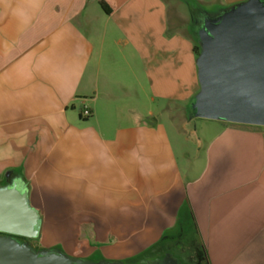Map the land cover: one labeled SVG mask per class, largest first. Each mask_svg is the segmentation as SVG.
<instances>
[{
    "label": "crops",
    "instance_id": "obj_1",
    "mask_svg": "<svg viewBox=\"0 0 264 264\" xmlns=\"http://www.w3.org/2000/svg\"><path fill=\"white\" fill-rule=\"evenodd\" d=\"M181 1L185 27L167 0H0V182L25 187L38 250L146 264L190 233L205 264H264V127L190 109L197 32L248 0Z\"/></svg>",
    "mask_w": 264,
    "mask_h": 264
},
{
    "label": "water",
    "instance_id": "obj_2",
    "mask_svg": "<svg viewBox=\"0 0 264 264\" xmlns=\"http://www.w3.org/2000/svg\"><path fill=\"white\" fill-rule=\"evenodd\" d=\"M199 93L193 117L264 127V2L248 0L197 32ZM5 173L0 185V264H122L68 257L59 250H35L40 216L18 178ZM146 264H178L170 256Z\"/></svg>",
    "mask_w": 264,
    "mask_h": 264
},
{
    "label": "rangeland",
    "instance_id": "obj_3",
    "mask_svg": "<svg viewBox=\"0 0 264 264\" xmlns=\"http://www.w3.org/2000/svg\"><path fill=\"white\" fill-rule=\"evenodd\" d=\"M167 1L169 2V18H170L171 23L176 22L175 16H174L175 15L174 12H175L177 13L176 14L177 18L180 19V21H178L177 24L180 23V24H183L184 27L187 26L189 22L188 16L191 15L190 9L187 6V4L185 2H182L181 0H167ZM202 8L203 9L206 8V5H203ZM208 8L209 9L207 10H211V11L214 10L212 7H208ZM203 123H206V122H204L203 120H195L194 122L193 130H194L196 138H200V135H201L200 130H201ZM175 150H176V147H175ZM178 159H179L181 170L185 172L186 163H185L184 158L178 156ZM186 231H189V229H187ZM193 239L195 240L194 243L188 244L184 242V244L180 246V249L178 250L175 249L173 251V254L181 259V262H182L181 264H192L194 261V250L193 249H195L196 247L195 245L197 243H196V238L194 237ZM28 243L32 248L34 249L36 248L35 250H38L40 248L39 244L37 243V241H35V239L28 241ZM136 262L135 261L134 263L129 262L127 264H132V263L135 264Z\"/></svg>",
    "mask_w": 264,
    "mask_h": 264
},
{
    "label": "flooded vegetation",
    "instance_id": "obj_4",
    "mask_svg": "<svg viewBox=\"0 0 264 264\" xmlns=\"http://www.w3.org/2000/svg\"><path fill=\"white\" fill-rule=\"evenodd\" d=\"M264 1V0H263ZM200 18L197 17L196 20H195V25L199 28L200 27ZM10 179H8L9 181ZM5 180L3 179L0 183L1 184H4ZM1 235V234H0ZM17 241L18 242H28L30 240H25L23 238H20V237H16ZM194 239H193V236L190 235V233H183V234H180V235H176L174 238L172 239H168L166 240L165 242H163L160 246H158V251L155 256L153 257L155 260H162L165 255H171L170 257L172 259H174L177 263L181 264V259L178 258L176 255L173 254V251L175 249H180V246L185 243H188V244H192L194 243ZM195 249L194 250V261L192 264H205L204 262V259H203V256L200 252V249L198 247V245L196 244L195 245ZM186 253V252H185Z\"/></svg>",
    "mask_w": 264,
    "mask_h": 264
},
{
    "label": "trees",
    "instance_id": "obj_5",
    "mask_svg": "<svg viewBox=\"0 0 264 264\" xmlns=\"http://www.w3.org/2000/svg\"><path fill=\"white\" fill-rule=\"evenodd\" d=\"M101 7L105 13H109L108 9H106V7L103 4H101ZM0 185H1V183H0Z\"/></svg>",
    "mask_w": 264,
    "mask_h": 264
},
{
    "label": "built area",
    "instance_id": "obj_6",
    "mask_svg": "<svg viewBox=\"0 0 264 264\" xmlns=\"http://www.w3.org/2000/svg\"><path fill=\"white\" fill-rule=\"evenodd\" d=\"M83 115H84L85 117L89 116V111H88V110H84V111H83Z\"/></svg>",
    "mask_w": 264,
    "mask_h": 264
}]
</instances>
